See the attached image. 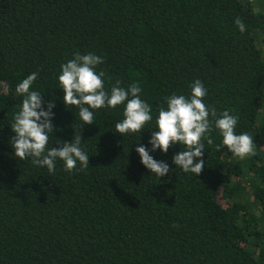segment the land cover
<instances>
[{"label":"trees","instance_id":"1","mask_svg":"<svg viewBox=\"0 0 264 264\" xmlns=\"http://www.w3.org/2000/svg\"><path fill=\"white\" fill-rule=\"evenodd\" d=\"M77 51L103 57L106 90L141 88L154 117L141 134L116 132L123 105L85 126L65 107L57 77ZM32 72L55 104L49 146L80 135L88 168L57 161L50 174L14 157L15 89ZM197 79L217 117L239 116L254 154L234 156L210 115L202 172L176 169V144L150 153L170 167L157 179L135 144L150 149L165 97ZM0 264H264V0H0Z\"/></svg>","mask_w":264,"mask_h":264},{"label":"clouds","instance_id":"2","mask_svg":"<svg viewBox=\"0 0 264 264\" xmlns=\"http://www.w3.org/2000/svg\"><path fill=\"white\" fill-rule=\"evenodd\" d=\"M234 23L241 34L245 33V23L237 18ZM104 63L102 56L93 52L81 54L75 52L73 58L60 65L58 74V89L63 90V103L69 110L78 112L80 121L92 125L94 111L98 109H116L123 105V119L115 124L120 137L142 133L154 117L152 107L141 98V88L131 85L121 87L119 81L106 90L105 73L98 71V66ZM38 79V73L28 74L16 86V93L23 97L20 110L10 125L14 135L10 147L14 157L20 161L31 159L32 164L46 168L51 174L56 170L57 161L63 162L66 171H73L79 165L80 169L89 167L88 152L82 147L80 135L72 142H63L60 148L49 146V137L53 133L54 103L44 105L40 91L33 88ZM189 96L172 93L165 97L155 116V129L152 131L148 144L150 149L141 143L135 144V151L140 163L157 179L168 175L169 164L157 161L150 154L160 151L167 154L172 145L179 144L183 150L174 153L172 164L185 174L198 176L204 168L202 159L205 143L212 144L210 133L213 123L209 116L214 117V128L222 137V145L239 159L243 160L254 154L253 137L248 133L236 134L239 116L225 110L217 117L216 110L204 101L208 90L199 79L191 85Z\"/></svg>","mask_w":264,"mask_h":264}]
</instances>
